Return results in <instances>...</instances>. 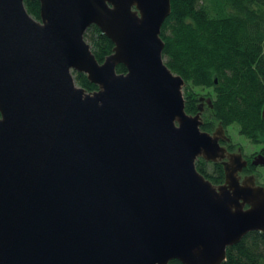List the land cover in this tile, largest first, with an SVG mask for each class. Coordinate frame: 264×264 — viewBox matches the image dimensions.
<instances>
[{
    "label": "water",
    "instance_id": "95a60500",
    "mask_svg": "<svg viewBox=\"0 0 264 264\" xmlns=\"http://www.w3.org/2000/svg\"><path fill=\"white\" fill-rule=\"evenodd\" d=\"M26 1L0 0V264H224L264 233V187L164 59L171 0H28L40 20ZM91 26L114 44L103 63Z\"/></svg>",
    "mask_w": 264,
    "mask_h": 264
},
{
    "label": "trees",
    "instance_id": "16d2710c",
    "mask_svg": "<svg viewBox=\"0 0 264 264\" xmlns=\"http://www.w3.org/2000/svg\"><path fill=\"white\" fill-rule=\"evenodd\" d=\"M28 12L40 20V3L26 1ZM172 12L162 27L164 59L186 82V111L196 115V88L212 89V119L224 129L236 127L264 156V0H171ZM86 41L100 63L113 53L114 44L97 26H91ZM123 65L119 74L126 73ZM76 82L87 92L98 88L84 74ZM216 80L218 83H216ZM197 168L213 184L224 183L221 164L197 161ZM170 264H182L178 260ZM224 264H264V233L251 232L227 250Z\"/></svg>",
    "mask_w": 264,
    "mask_h": 264
},
{
    "label": "rangeland",
    "instance_id": "374dc122",
    "mask_svg": "<svg viewBox=\"0 0 264 264\" xmlns=\"http://www.w3.org/2000/svg\"><path fill=\"white\" fill-rule=\"evenodd\" d=\"M195 90L198 94V97H197L198 99H200V98L205 99V101H203V103H204V107L206 106V111L202 115L203 122H204V119H206V117L208 119H210V118L212 119L211 111L208 108V100L209 99L213 100L212 89H201V88L198 89V88H196ZM185 92H186V87L184 88V93ZM201 104L202 103L199 101H197V103H196L197 107L200 106ZM198 112H199V109H198ZM218 127H219V124L216 123L215 128L212 131H209L208 133L213 134ZM225 131H226V136L231 139V145H230L231 151H233L235 153H237V152L239 153V151H241L240 153L245 158H250L254 154L260 152L261 146L256 145V144H252L248 139H246L245 137L240 135L239 131L236 127H229ZM222 146L228 148L229 144L223 142ZM201 159L202 158H200L199 160H201ZM248 176H255L256 177V183L258 184V186H264V168H262L258 171L256 170V173H254V171H247L245 174H240V177L242 180L244 177H248Z\"/></svg>",
    "mask_w": 264,
    "mask_h": 264
},
{
    "label": "flooded vegetation",
    "instance_id": "af4514ba",
    "mask_svg": "<svg viewBox=\"0 0 264 264\" xmlns=\"http://www.w3.org/2000/svg\"><path fill=\"white\" fill-rule=\"evenodd\" d=\"M204 101H205V100H204ZM199 102H201V103L204 105L203 101H199ZM203 108H204V111H203V114H204L205 111H206V106H205V107L203 106ZM208 108H209L210 110H212V107H211L210 105H208ZM198 109H199V108H198ZM227 138H228V137H227ZM228 139H229L228 141H221V144H222L223 142L229 144L227 150H228V152H229L230 154H241V153H240L241 151H239V153H238V152L235 153V152L231 151V148H230V145H231V139H230V138H228ZM241 155H242V154H241ZM258 155H260L259 152L256 153V154H254V155H253L252 157H250V158H245V157L242 155V156H243V160L247 162V166L244 168V170L242 171L241 174H245L247 171H254V173H256V170L258 171V170L264 168V167H261V166H255V165H253V160H254V158H255L256 156H258ZM244 178H245V177H244ZM244 178H243V179H244ZM255 178H256V177H255ZM256 184H257V183H256ZM257 185H258V184H257ZM263 187H264V186H263Z\"/></svg>",
    "mask_w": 264,
    "mask_h": 264
}]
</instances>
